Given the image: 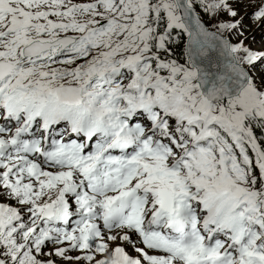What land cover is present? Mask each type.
<instances>
[{"label":"snow or ice","instance_id":"1","mask_svg":"<svg viewBox=\"0 0 264 264\" xmlns=\"http://www.w3.org/2000/svg\"><path fill=\"white\" fill-rule=\"evenodd\" d=\"M256 31L264 0H0V264H264Z\"/></svg>","mask_w":264,"mask_h":264},{"label":"rangeland","instance_id":"2","mask_svg":"<svg viewBox=\"0 0 264 264\" xmlns=\"http://www.w3.org/2000/svg\"><path fill=\"white\" fill-rule=\"evenodd\" d=\"M262 35H264V33H262L261 31H256L255 32V37H256L257 40H260Z\"/></svg>","mask_w":264,"mask_h":264},{"label":"trees","instance_id":"3","mask_svg":"<svg viewBox=\"0 0 264 264\" xmlns=\"http://www.w3.org/2000/svg\"><path fill=\"white\" fill-rule=\"evenodd\" d=\"M178 51H182V48H181V49H179Z\"/></svg>","mask_w":264,"mask_h":264}]
</instances>
